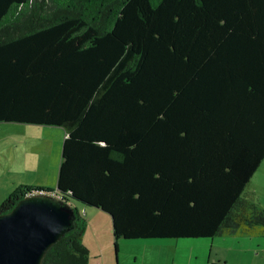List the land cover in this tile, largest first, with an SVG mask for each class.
Returning <instances> with one entry per match:
<instances>
[{
	"label": "trees",
	"instance_id": "obj_1",
	"mask_svg": "<svg viewBox=\"0 0 264 264\" xmlns=\"http://www.w3.org/2000/svg\"><path fill=\"white\" fill-rule=\"evenodd\" d=\"M0 121L63 128L55 193L107 212L115 250L264 237L241 195L264 158V0H0ZM52 191L20 183L0 214ZM71 208L41 264H88Z\"/></svg>",
	"mask_w": 264,
	"mask_h": 264
},
{
	"label": "rangeland",
	"instance_id": "obj_2",
	"mask_svg": "<svg viewBox=\"0 0 264 264\" xmlns=\"http://www.w3.org/2000/svg\"><path fill=\"white\" fill-rule=\"evenodd\" d=\"M63 137L64 130L59 125L0 121V174L7 171L19 184L52 188V192L45 194L53 195ZM71 201L73 206L83 205L80 201ZM62 202L67 205L68 201ZM69 203L71 204L70 200ZM84 205L86 209L82 211H85L83 214L87 224L89 216H93L91 226L86 225L88 233L85 234L86 240L90 241V264L91 261L100 264H116V261L128 264H163L165 259L174 254L178 257L180 254L191 255V258H183L182 262L191 259L194 264H210L209 260L216 258H220L222 262L224 259L227 263L231 261V264H264V245H257L253 241L255 236L121 237L116 240L115 250L111 216L99 208ZM238 240H241L240 243ZM91 243L98 247V251L93 250ZM256 255L257 258L254 259Z\"/></svg>",
	"mask_w": 264,
	"mask_h": 264
},
{
	"label": "water",
	"instance_id": "obj_3",
	"mask_svg": "<svg viewBox=\"0 0 264 264\" xmlns=\"http://www.w3.org/2000/svg\"><path fill=\"white\" fill-rule=\"evenodd\" d=\"M71 223L70 203L43 192L23 196L0 214V264H41L46 249Z\"/></svg>",
	"mask_w": 264,
	"mask_h": 264
},
{
	"label": "crops",
	"instance_id": "obj_4",
	"mask_svg": "<svg viewBox=\"0 0 264 264\" xmlns=\"http://www.w3.org/2000/svg\"><path fill=\"white\" fill-rule=\"evenodd\" d=\"M3 175L0 174V201H2L18 184L19 181L16 179L12 178V175L9 174V172L5 171V173H2ZM241 195L249 200L255 201L261 205L264 206V158L261 160L259 166L257 167V169L254 171L253 175L251 176V178L249 179V181L247 182V184L245 185V187L243 188ZM71 202V201H70ZM73 202H71V205L73 206ZM75 206L78 208L79 211H81L82 213H84L85 211H82L86 209V206L83 204H75ZM89 214V213H88ZM92 214V213H90ZM85 215V214H84ZM92 217L93 216H89L88 221L89 223L87 225L92 224ZM88 233L87 230V226L85 228V232L84 235L82 236V241L83 243L88 247L89 251H91V247L88 240H86L85 238V234ZM212 241H214L212 239ZM239 243L241 240H238ZM253 241H256L257 245H264V237H258L255 236V239ZM91 246L93 247L94 251H98V247L93 245L91 243ZM181 256H176L175 254L170 256L169 258L164 260L163 264H194L193 260H186V262H182L183 258L188 257L191 258V255H184V254H180ZM254 259L257 258V255L253 257ZM209 260V257H208ZM137 259L136 257L134 258V262H136ZM211 262H209L210 264H231L227 263V261L224 259L223 262L220 258H216L213 260H209ZM89 259H88V264L89 263ZM95 263H93L91 261V264H97L98 262L94 261ZM100 264V263H99ZM122 264H128V263H122ZM135 264V263H134ZM252 264V263H249Z\"/></svg>",
	"mask_w": 264,
	"mask_h": 264
},
{
	"label": "built area",
	"instance_id": "obj_5",
	"mask_svg": "<svg viewBox=\"0 0 264 264\" xmlns=\"http://www.w3.org/2000/svg\"><path fill=\"white\" fill-rule=\"evenodd\" d=\"M35 193V192H34ZM53 195H55V196H57L58 198H60L57 194H55V192H54V194ZM97 264H99V263H97Z\"/></svg>",
	"mask_w": 264,
	"mask_h": 264
}]
</instances>
